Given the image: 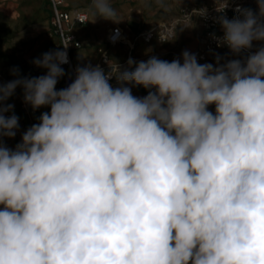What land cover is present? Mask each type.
I'll use <instances>...</instances> for the list:
<instances>
[{
	"label": "clouds",
	"instance_id": "obj_1",
	"mask_svg": "<svg viewBox=\"0 0 264 264\" xmlns=\"http://www.w3.org/2000/svg\"><path fill=\"white\" fill-rule=\"evenodd\" d=\"M92 4L91 22H121L112 0ZM257 4L217 18L236 55L264 41ZM61 46L33 61L45 75L0 83V264H264V46L218 66L188 51L78 66L57 90ZM18 87L50 111L13 150Z\"/></svg>",
	"mask_w": 264,
	"mask_h": 264
},
{
	"label": "rangeland",
	"instance_id": "obj_2",
	"mask_svg": "<svg viewBox=\"0 0 264 264\" xmlns=\"http://www.w3.org/2000/svg\"><path fill=\"white\" fill-rule=\"evenodd\" d=\"M62 1L65 3V0ZM169 2L175 7L172 14L169 12V5H167ZM190 2L189 0H112V7L116 12L114 19L121 22L114 23L100 18L94 37L102 40L108 27L122 24L126 40L135 43L139 40L141 33L154 27L173 24L176 27L173 38L165 43L163 51H153V55L169 62L174 59H181L182 61V53L186 51L184 48L187 46L189 49L192 43L186 37L187 32L185 33V30L189 29V34H193V37L196 38L198 35L197 26L200 24L193 16L185 17L186 13L192 10L189 6ZM79 3L83 8L89 10L93 17L92 0H80ZM208 3L209 1L204 5H208ZM48 10L49 0H0V83L7 84L17 78L16 75L12 74V69H18L20 77L31 78L46 74V69L35 66L33 61L46 52L56 51L55 43L45 34ZM174 42L175 47L169 49L167 44ZM126 44L129 45L130 43L126 41ZM256 49L258 50V48ZM188 52L194 54L196 49ZM247 56L243 51L236 55L230 49H225L218 53L217 58L225 64L233 59L243 61ZM214 66L218 65L214 64ZM58 84L59 81L56 87ZM130 86L134 94L136 92L142 96L148 94L149 89L131 84ZM16 101H19V104ZM23 102H25L23 89L19 87L14 95L5 101V104L14 106L13 113L19 118L20 137L32 121L39 123V118H31L22 109ZM208 110L214 113L215 105H210ZM7 114L9 113L5 115ZM21 142L22 139H20Z\"/></svg>",
	"mask_w": 264,
	"mask_h": 264
},
{
	"label": "built area",
	"instance_id": "obj_3",
	"mask_svg": "<svg viewBox=\"0 0 264 264\" xmlns=\"http://www.w3.org/2000/svg\"><path fill=\"white\" fill-rule=\"evenodd\" d=\"M49 5L52 13L50 20L51 30L49 36L50 38L57 40V46L60 50H63L61 45H68V63L61 65V67L67 71V76L64 79V88H66L72 82V80L75 79V70L78 67V65H76L72 59V53L73 51L82 48V44L79 38L77 37L75 30L78 26L87 24V22L89 21L90 14L88 10H65L64 2L62 0H49ZM223 6L224 5L221 0H209L208 5H201L195 7L191 11L186 13V18L192 16L195 17L200 22L203 29L202 48L194 53L197 57L198 63L200 64L210 63L213 65H217V59L210 61V57H217L220 51L229 49L227 45L221 42L224 32L221 25L217 22V18L220 15H224L229 20H231L234 18H242L240 17V13L236 11L238 8L251 9L254 13H258L259 11L257 0H228V6L224 10V12H218L217 9L222 10ZM202 9L207 10L206 16L201 15ZM175 28L176 27L173 24L154 27L141 33L139 35V39L145 43H151L152 41L157 40L161 44H165L173 38ZM116 29H119V36L115 40V42H113L112 37L115 35ZM107 43L110 46L126 44V37L124 31L119 27L113 28L107 37ZM133 49L134 44L129 45L127 60L124 63L119 64L121 70L128 68L127 61L129 58H132ZM256 50L257 49L255 47H252L250 50L242 51L247 55H250ZM152 56L154 55H149L148 59ZM220 62L221 61L219 60V64ZM97 65L103 68L104 71L107 73L111 70L110 66L114 67L116 64L111 62L107 54H104ZM109 83L113 86V88L121 86L117 82L115 76L112 77ZM124 86L131 88L130 84H126ZM131 91L133 94L134 91L132 90V88ZM22 109H24L31 118H39L41 113L44 112L43 107L33 111L31 106L26 104L25 102H23L22 104ZM7 115L11 114L9 113ZM33 124L36 123L32 121L28 128H30Z\"/></svg>",
	"mask_w": 264,
	"mask_h": 264
},
{
	"label": "crops",
	"instance_id": "obj_4",
	"mask_svg": "<svg viewBox=\"0 0 264 264\" xmlns=\"http://www.w3.org/2000/svg\"><path fill=\"white\" fill-rule=\"evenodd\" d=\"M80 0H65L64 3V8L65 10H75V9H79V10H87L85 8L82 7V5L79 3ZM169 1H173V0H169ZM191 1L189 6L193 9L195 7L204 5L205 3H207L209 0H189ZM173 3V2H172ZM174 4V3H173ZM169 5V12L172 14L173 11L175 10V7L172 6V4H170V2L167 4ZM89 11V10H88ZM48 19H47V25L45 26V34L46 37L48 36V38L50 37V20H51V9H50V5H49V10H48ZM89 21L87 22V24L82 25V26H78L75 30V33L77 35V37L79 38L81 44H82V48L79 50H75L72 53V59L74 61V63L80 67H83L85 65L91 64L92 66H96L100 60L101 57L104 54H107L111 60L112 63L116 64V62L118 64H122L127 60V56H128V52H129V45H133L134 44V49L132 51V58L134 61L136 62H140V61H145V59H148V56L153 54V51H163V46H165L166 44H161L160 42H158L157 40L152 41L151 43H145L142 40H138L135 43L131 42L130 40H126L128 41L130 44H120L117 46H110L107 43V37L110 34V32L112 31L113 28L119 27L123 30V25H117V26H113V27H108L107 30H105L104 32V37L101 39H97L94 37V33L97 30V26H98V20L100 18H97L95 22H91V20L93 19L92 17V13L89 11ZM198 35L196 38L193 37V34H189V29L185 30L186 33V37H188L189 41L191 40L192 43L190 44L191 46H189V49L184 48L186 51H191L193 49H196V51L200 50L202 48V40H203V29L202 26L200 24H198ZM124 31V30H123ZM52 39V38H51ZM187 39V40H188ZM52 41L55 43V50H58V42L55 39H52ZM169 45V46H168ZM253 45H255L256 48H260L262 46H264V41H254ZM169 49H173L175 47V42L174 43H169L167 44ZM214 59H217V57H210V61H213ZM221 61V60H220ZM223 61V60H222ZM222 62H220L221 64ZM223 64V63H222ZM135 67V65H133V68ZM131 70V69H130ZM65 71V76L60 78L59 80V84L57 86V90L64 88V79L67 76V71ZM135 97L138 98H143L144 96H142V94H139L138 92H136V94H132ZM19 104V101H16ZM44 112H48L50 111L49 107L45 106L43 107ZM20 128L21 126L19 125L18 129L16 130V135L13 138H8V137H4L3 138V143L6 147L15 150L16 146L20 143V139H22V137H20Z\"/></svg>",
	"mask_w": 264,
	"mask_h": 264
}]
</instances>
